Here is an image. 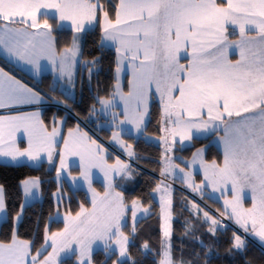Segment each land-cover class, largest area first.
<instances>
[{
    "label": "snow or ice",
    "instance_id": "1",
    "mask_svg": "<svg viewBox=\"0 0 264 264\" xmlns=\"http://www.w3.org/2000/svg\"><path fill=\"white\" fill-rule=\"evenodd\" d=\"M107 7L102 0H0V48L7 55L30 65L36 73L40 72L41 60L47 58L54 71H59V78L67 77L71 83V66L81 54L83 34L88 26L99 21L101 46L109 42L115 47L117 63L116 91L110 94V99L99 98V103L105 112L117 107L116 97L124 104L125 120L119 125L115 124L119 113L113 112V125L120 131L112 133L111 141L130 159H136V154L130 150L132 145L120 139L125 131L123 125L130 122L137 132L143 131L148 114L149 88L155 85L167 122L174 125L165 131L172 137H179L181 148L194 139L208 140V144L192 153L190 161H185L187 166L191 168L199 163L205 181L214 190H219L220 184H231L233 199L225 201L226 210L221 216L231 208L228 218H235V223L245 234L259 238L264 246V0H226V3L218 0H118L114 5V19L110 18ZM38 16L44 17L43 23ZM50 16L56 18L55 26L49 23ZM66 21L71 22L73 35L57 68L56 59L49 55L55 45L52 32ZM228 25L239 27L240 39L229 40ZM253 28L256 35H248ZM230 46L239 50V59L233 61L229 58ZM99 59L94 57L82 62L85 66L91 65L89 81ZM182 59L187 63H181ZM125 61L132 72L127 93L119 85V74ZM0 74L6 77L0 80V108L11 104H38L43 100L38 91L22 85L3 69ZM177 91L179 95L175 94ZM39 116V112L0 116V156L13 161L27 157L31 162H38L42 160L41 153H47L48 160H53L60 130L55 127L56 120L53 119L52 131L47 132ZM18 128L29 133V146L23 150L13 139ZM163 139L166 141V137ZM213 140L222 148V164L204 160ZM105 151L95 140L85 145L82 138L77 143L69 130V138L64 139V148L59 151L57 179L67 169L66 156H80V175L93 194L92 211L82 207L75 216H65V227L61 231L50 232V225L46 224L44 244L33 254V242L20 240L17 236V222L23 215L22 205L12 218L11 242H0V264H63L62 256L73 252L77 254V264H93L97 241L103 245L106 260L118 252L112 264H123L122 258H126L128 264H136L129 252L131 234L136 232L135 223L132 233L125 234L122 228L127 205L123 193L115 191L114 183L117 178L132 179L135 169L119 158L115 164H107L100 155ZM171 151L172 147L166 149V152ZM94 167L104 173L106 191L102 197L92 188ZM176 169L183 174L184 185L194 192L200 191L204 182L193 185L192 172L185 171L179 164H167L161 169V177L171 175L180 179ZM21 183L25 197H31L40 184L38 178ZM170 188L171 185L161 180L153 189L166 194L161 197L163 223L157 264H197L201 255L198 251L193 253L194 259L183 258V247L179 259L173 255L172 228L168 223L173 205ZM245 189L251 192L250 208L243 207ZM52 195L59 206L63 196L59 186ZM192 209L197 219L203 212V222L211 224L207 231L216 237L221 221L196 203H192ZM6 211L5 189L0 186V212ZM131 211L135 222L140 211L137 199L132 200ZM143 211L147 213L148 209ZM223 227L226 230L227 225ZM194 230L195 225L186 221L183 235L188 236ZM193 243L201 246L204 264H209L212 246L205 245L199 236L193 237ZM45 245L51 251H47ZM246 247L245 238L233 232L225 254L234 256L243 253ZM140 250L147 255L151 251L148 242L141 244ZM43 251H47V255H43ZM245 264H253V261L247 260Z\"/></svg>",
    "mask_w": 264,
    "mask_h": 264
},
{
    "label": "trees",
    "instance_id": "2",
    "mask_svg": "<svg viewBox=\"0 0 264 264\" xmlns=\"http://www.w3.org/2000/svg\"><path fill=\"white\" fill-rule=\"evenodd\" d=\"M108 5L110 18H115L114 5L118 0H102ZM51 24L55 26L56 19L49 18ZM55 37L56 50L61 51L71 45L72 31L70 29H55L53 30ZM101 30L99 21L95 27L88 29L83 34L81 42V65L78 70L76 96L74 98L66 97L59 90H51L55 98L63 103L68 110L55 105H48L43 111V121L46 125H50L52 118L65 117V128L81 124L83 127L95 131L96 134L105 141L110 135L107 129L98 130L95 125L88 120L92 113L93 106H98L99 98L109 99L110 94L115 90V69L116 52L113 48L101 46ZM94 57H99V62L96 70L91 76V83L87 81L86 75H83L82 62L91 61ZM91 65L85 66V71H88ZM50 75H45L42 80L37 83L40 87H49ZM162 133V111L161 106L155 100L151 102L149 110V119L144 129L145 135L160 136ZM127 140L132 144L133 152L136 154V159H131V166L135 169V174L138 176L136 185L131 188L123 189L122 193L125 198V203L130 204L132 200H139L142 205L149 207L151 213L136 224V232L132 233V225L127 223L122 230L126 234H131V244L129 247L130 255L136 260V264H157L160 259L158 255L160 251V241L162 239L161 229V208L159 203L153 197V189L158 184V174L161 170L162 148L153 143L148 142L143 137L134 138L127 136ZM208 144L206 139H195L192 146L180 150L186 158H190L192 153L199 147ZM120 155V154H119ZM121 156V155H120ZM123 157V156H122ZM221 151L214 145L208 147L205 153V159L217 163L222 161ZM28 178H38L41 185L42 199L33 202L27 206H23V215L20 219L17 229L19 239L32 241L31 251L35 254L36 249L44 244V229L45 225H50L49 231H60L64 227V223L60 220H54L53 216L58 206L53 198V193L57 192L58 186L67 195L68 199L63 203V209L70 213L76 214L80 209L90 207V201L83 190H70L67 184L59 185L55 178V169L49 168L46 163L38 166L28 164L10 165L0 163V186L5 189L6 201V219L0 225V242H11L13 237V222L12 218L21 210L23 205V194L21 190V182ZM101 189L99 186H97ZM171 207L172 213V237L173 255L176 259L181 256V248L183 247V258L194 259V252H200V258L197 264H204V255L201 246L198 243H193V237L199 236L205 245L212 246L211 258L209 264H245V261L251 260L253 264H264V249L259 247L255 242L246 240L247 247L243 253H235L234 256L225 254L229 247L233 232L240 235L234 227L228 226L226 230H219L216 237H213L207 229L211 226L209 223L203 222V212L200 213V219L194 215L195 210L192 209V203H196L204 211H208L210 216L219 220V216L223 212L221 203L210 198H195L188 192L181 189L180 186H175L172 189ZM51 217V219H50ZM190 221L195 225V230L188 236H184L185 223ZM148 242L151 251L147 255L140 250V245ZM49 251V250H47ZM47 251H43V255H47ZM217 253L219 255H217ZM117 253L110 258L105 257L103 250H97L93 253V264H112L116 259ZM75 257L63 260V264H75ZM43 256H41V259ZM123 264H128L127 259L123 260Z\"/></svg>",
    "mask_w": 264,
    "mask_h": 264
},
{
    "label": "crops",
    "instance_id": "3",
    "mask_svg": "<svg viewBox=\"0 0 264 264\" xmlns=\"http://www.w3.org/2000/svg\"><path fill=\"white\" fill-rule=\"evenodd\" d=\"M218 2L226 3V0H218ZM49 18H55V17L50 16ZM38 19L40 20L41 23H43V19H44L43 16H38ZM49 23H50V21H49ZM228 28H229V40L240 39V32H239L238 26L228 25ZM247 34L255 36L256 35L255 29L253 28ZM52 36L54 37L53 32H52ZM63 51H64V49L61 51L56 50V47L54 45V49L49 52V55L53 56L56 59L57 68H58V65L60 63V57H62V55H63ZM0 52L4 56H6V57H4L0 53V69H3L4 73H7L9 76L14 77L15 80L19 81L22 85H26L28 88H32L34 91H38L41 94V96L43 97V100L38 104H11L7 108H0V116H5V117L21 116V115L26 114V113L39 112V114H40L39 118L43 121V111H44L45 107L52 104V102L58 100L57 98L54 97L51 90L52 91L53 90H59L66 97H70V95L67 92H65L64 90L61 89L60 84H58V82L55 80L56 79L55 78L56 73H59V71L58 70L54 71L53 64H52L51 60H49L47 58L42 59L40 72L36 73L30 65L7 55L3 51L2 48L0 49ZM228 55H229V58L231 60L235 61V60L239 59V50L236 49L235 46H231V49L228 51ZM45 75L51 76L48 88L47 87H40L39 85H37V83L40 82L42 80V77ZM77 76H78V72H77ZM5 79H6V77H4L3 74H0V80H5ZM129 80H131V75L127 73L125 75V81H124V87H123L124 91H126V92L130 88ZM76 84H77V80H76ZM76 84H75V88H76ZM70 98H72V97H70ZM153 100L158 102V100H156V98L154 97V94L152 95L151 102ZM151 102L149 105H151ZM159 105H160V103H159ZM149 110H150V106H149ZM161 111H162V107H161ZM53 119L56 120L55 127H57L60 130V135L57 136V138H56V151L53 153V160L52 161L48 160L47 153H41L42 160H40L38 162H31L27 159V157H22L16 161H13L9 157L0 156V163L10 164V165L28 164L31 166H38L42 163H46L49 168L55 169V178H56V180L60 186L63 184H67L69 186L70 190H72V191L83 190L86 193V196L89 199L91 205H90V207H86L83 209H86L88 212H91L93 209V203H92L93 194L91 191L88 190L87 184L84 183L83 178L80 175V173H81L80 156H78V155H67L66 156L67 169L65 170V173L63 175H61L60 179L59 180L57 179L56 169L60 166L59 151L64 148V139L69 138V130H72V139L75 140L77 143H80L81 139L83 138V143L85 145L90 144L92 140H95V141H97V143L102 145L106 151L100 153V155H102L104 157V161H106L107 164H115L117 158H119L120 160H122L126 163H129V164H130L131 160L129 158L126 159L125 157L118 156L117 154L113 153V150L106 145L104 139L100 138L98 136V134H96L95 131L88 129L87 127H83L81 124H75V126L66 129L65 128V122H66L65 117H54V118H52L50 125H46L44 123V127H45L47 132L50 133L52 131V128L54 126L53 125ZM97 129L100 130L99 128H97ZM101 129H105V128H101ZM162 133H163V111H162ZM162 133H161V135H162ZM84 134H86V136ZM6 139H7V137H6ZM13 139H14L15 145L17 147H19L21 150H23L29 146V133L26 132L23 128H18L14 131ZM215 146L221 151L222 156H223L222 149H220L217 145H215ZM201 147H204V146H201ZM201 147H199V148H201ZM114 155H116L117 158ZM191 158H192V156L189 159H191ZM221 162H223V157H222ZM92 174H93L92 188L95 190L96 193L99 194L100 197H102L106 191L105 181H104V173L100 170V168L94 167L92 169ZM199 177H201V176H199ZM74 178H75V180H74ZM137 178H138V176L135 174V172L133 173L132 179L121 180L120 178H117L116 181L114 182L116 184L115 188L122 193L123 189L131 188V186L135 185L137 182ZM20 186H21V190H22V194H23L24 206H27L33 202H36V201H40L42 199V191H41V185L40 184H39V189L34 190L33 195L31 197H25L22 183L20 184ZM97 186H99L101 189H99ZM117 186H124L125 188L121 189V188H118ZM60 191L63 193L62 202L59 204V206L56 209V212H55L53 217H54V220L62 221L64 223V227H65L64 217L65 216H75L76 214H70L63 209L64 208L63 203L65 202V200L68 199V196L66 195V193L61 188H60ZM64 197H66V198H64ZM246 200L247 201L250 200L249 202H251V200H252L251 193H250V197H247ZM54 201H55V198H54ZM55 203H56V201H55ZM56 206H57V204H56ZM81 209H80V211H81ZM5 219H6V212H0V225ZM64 227L61 230H63ZM20 240H22V239H20ZM49 244H50V242H49ZM45 247H47V249L50 250V247H48L47 245H45Z\"/></svg>",
    "mask_w": 264,
    "mask_h": 264
},
{
    "label": "rangeland",
    "instance_id": "4",
    "mask_svg": "<svg viewBox=\"0 0 264 264\" xmlns=\"http://www.w3.org/2000/svg\"><path fill=\"white\" fill-rule=\"evenodd\" d=\"M101 18H102V16H101ZM96 24H97V21L94 22L91 26H88L86 28V30L95 27ZM63 28L71 30V22L70 21L63 22V26L61 28H59V29H63ZM104 45L106 47H110V48H113L115 50V47L112 46L109 42H104ZM230 49H231V46L229 47V50ZM4 57H6V56H4ZM61 58L62 57H60V59ZM181 63H187V60L182 59ZM127 64H128V62L125 61L124 65H123V69H122V71L119 74V85H120L121 90L124 93H127L130 90V88H129V90L126 92L123 89L124 81H125V75L127 73L130 74L131 75V79H132V72L127 67ZM80 65H81V54L79 55L76 63L71 66V71H72V74H73V79H72L71 83L68 82L67 77H65L63 80H61L59 78V73H56V77H55L56 78L55 80L58 82V84H60L61 89L64 90L65 92H67L70 95V97H72V98H74L76 96L75 95L76 94L75 84H76V80H77V72H78V70L80 68ZM84 69H85V65L82 64L83 75H86L87 81L89 83H91V80L89 81V70L85 71ZM115 79H116V71H115ZM116 82H117V80H116ZM115 85H116V83H115ZM115 91H116V87H115L114 92ZM153 94H154V97L156 98V100H158V102L161 105V98H160L159 94L155 90V85L150 86V88H149V96H148V114L145 117V122H144V125H143V131L142 132H137L135 127L130 122H126L123 125L125 131L121 135L120 139L123 140L125 142V144L132 145L127 140V138H126L127 136H133L134 138L143 137V138H145L146 141L153 142V143L159 145L162 148L161 169L166 167L167 164H169V163L179 164L180 167L183 168L185 171L192 172V174H193V185H200L202 181L204 182V184L202 185L200 191L194 192L192 190V188H189V187H187L186 185H184L182 183L183 174L179 173V169H176L175 171L180 175V177H181L180 179H174L171 175H169L167 177H161V170H160V173L158 174V178H159L158 184L161 182V180H163L164 184L171 185V188H170L171 199H172V189L175 186H180L181 189H183L184 191L188 192L190 195L194 196L195 198L200 199V198L207 197V198H210L212 200L219 201L221 203L223 212H225V210H226L225 201L226 200L230 201V200L233 199V193H232L231 184L230 183L227 184V185L220 184L219 185V190H214L213 187L211 185L207 184V181H205L204 172L200 168L199 163H197L193 167L189 168L187 166V164L185 163V161H190L191 159L186 158L183 155V153L180 152L181 149L189 147V146H192L194 144V140L195 139L190 144L188 142H186L185 145L183 146V148H181V145L179 143V137L178 136L177 137H172L171 134L168 131H165L166 129L172 128L174 125H172V124L167 122L168 117L164 113H163V133H162V135L161 136H149V135L143 134L144 133V129H145V127L147 125V122H148L149 106H150L149 104L151 102ZM175 94L179 95V92L177 91V92H175ZM115 102L117 104V107L114 108V109L113 108H109V109H107V112H105V110H104V108H103V106L101 104L99 106L94 107V111L92 113H90V116L88 117V120L90 122H92L95 125L96 128H99V129L105 128V129L109 130L110 131V135L108 136L107 140L105 141L106 145L113 150V153L117 154L118 156L121 155V156L125 157L126 159H128L129 157H128L127 153L122 148L118 147L114 142L111 141L112 133L114 131H120L119 127H116V126L113 125V112L119 113V115H117L116 118H115V124L116 125H119L121 120H125V117H124V114H123L124 113V104H123V102H121L118 97H116ZM172 119L174 120L175 117H172ZM165 137H166V141H165V139H163ZM212 144L217 145L215 140H213ZM217 146L220 149H222L219 145H217ZM168 147H172L173 151L166 152V149ZM130 150L133 151V147ZM119 153H120V155H119ZM114 156L117 158L116 155H114ZM168 157H171L172 159L169 161L167 159ZM204 160L206 161L205 156H204ZM206 162L211 163L210 161H206ZM221 163L222 162H220V164ZM64 173H65V171L62 173V175ZM199 176H201V177H199ZM133 187H134V185L131 186V189ZM121 188H125V187L121 186ZM115 191L116 192H120L116 188H115ZM250 193L251 192L249 190L245 189L244 199L242 201L244 208H250L252 206V200H251V202H249L250 200L249 201L246 200L247 197H250ZM164 195H166V194L162 190L153 192V197L159 203L160 208H161V197L164 196ZM64 198H66V197H64ZM126 205H127V208L125 210V218H124V221H123V226L125 224H127V223H130L132 225V227H133L134 223L136 224L140 219H142L144 217H147L151 213L149 207L142 205V203L139 201L140 211L137 213V219L134 222L133 221V217H132V211H131V203L130 204H126ZM23 206H24V204H23ZM145 208L148 209L147 213L143 211V209H145ZM170 212H171V209H170ZM230 213H231V208H227V214L224 215V216L220 215L219 216V220L222 221L223 223H227L231 227H234L235 230H237V232L243 238L255 242L259 247L264 249V246H262L261 242L259 241V238L254 237V236H249V235L245 234L243 228H241L239 225H237L235 223V218H233V219H229L228 218ZM53 219H54V217H53ZM171 222H172V213H171V219L168 221V223L171 224ZM162 223H163V221H162ZM250 227H251V225H249V228ZM75 247L76 246H75V243H74L73 244V250H75ZM113 247H115V245H113ZM97 250H103V245L99 241H97L96 244L94 245L93 253L95 251H97ZM49 251H51V248H50ZM117 254H118V252H117ZM74 255H76L75 264H77V254H75L74 252L73 253L64 254L61 259L64 260V259L73 257ZM125 259L126 258H122V260H125Z\"/></svg>",
    "mask_w": 264,
    "mask_h": 264
},
{
    "label": "built area",
    "instance_id": "5",
    "mask_svg": "<svg viewBox=\"0 0 264 264\" xmlns=\"http://www.w3.org/2000/svg\"><path fill=\"white\" fill-rule=\"evenodd\" d=\"M55 105H57L58 107H60V108H66L63 104H61V103H56ZM224 225H227V227L229 226L227 223H223L222 221H221V227H220V230H225L224 229Z\"/></svg>",
    "mask_w": 264,
    "mask_h": 264
}]
</instances>
